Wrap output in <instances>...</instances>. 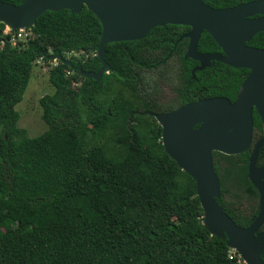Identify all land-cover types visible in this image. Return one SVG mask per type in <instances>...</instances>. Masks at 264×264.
<instances>
[{"label": "trees", "instance_id": "16d2710c", "mask_svg": "<svg viewBox=\"0 0 264 264\" xmlns=\"http://www.w3.org/2000/svg\"><path fill=\"white\" fill-rule=\"evenodd\" d=\"M4 28L0 23V264H233L225 239L203 225L194 180L164 150L151 113L170 108L145 88V75L178 55L182 105L196 100L197 88L201 97L233 100L246 70L213 62L192 75L197 62L183 57L187 39L178 40L189 27L166 24L142 39L104 44L109 72L96 82L63 58L70 54L84 71L101 67L95 53L102 28L86 7L44 12L15 44ZM248 44L264 48V32ZM198 50L220 49L204 32ZM53 55L62 58L48 68L54 92L39 99L47 130L29 137L14 107L33 65L42 59L48 66ZM253 124L258 135L256 114ZM247 156L213 154L216 200L243 227L258 211Z\"/></svg>", "mask_w": 264, "mask_h": 264}, {"label": "water", "instance_id": "95a60500", "mask_svg": "<svg viewBox=\"0 0 264 264\" xmlns=\"http://www.w3.org/2000/svg\"><path fill=\"white\" fill-rule=\"evenodd\" d=\"M90 10L101 24V37L95 56L98 72L84 71L80 64L66 63L86 78L99 81L109 72L104 44L138 40L151 29L166 24L188 26L180 36L188 38L185 58L198 61L203 69L211 60L249 70L236 99L211 97L184 104L169 112L151 113L161 127L165 152L195 182L196 196L203 210V225L211 235L225 239L247 264H264V168L254 165L258 141L251 156L248 177L259 194V210L251 223L240 226L216 199L220 185L213 166L212 152L226 155L245 151L253 131L252 109L264 121V48L247 45L264 31V0H252L230 7L215 8L206 0H23L19 5L0 0V23L10 30L30 29L46 11ZM207 32L221 54L197 50L198 40ZM52 59H60L53 55Z\"/></svg>", "mask_w": 264, "mask_h": 264}, {"label": "rangeland", "instance_id": "374dc122", "mask_svg": "<svg viewBox=\"0 0 264 264\" xmlns=\"http://www.w3.org/2000/svg\"><path fill=\"white\" fill-rule=\"evenodd\" d=\"M67 56H63L64 62ZM52 58H49L48 66L44 65L42 59H38L33 65L22 100L14 107L18 114L17 126L25 129L29 137L37 136L47 130V125L42 119L39 99L45 94L51 95L54 92V87L49 82L48 68L58 63ZM146 74L145 88L149 89L158 101L168 102L179 83L178 61L171 59L167 65Z\"/></svg>", "mask_w": 264, "mask_h": 264}, {"label": "flooded vegetation", "instance_id": "af4514ba", "mask_svg": "<svg viewBox=\"0 0 264 264\" xmlns=\"http://www.w3.org/2000/svg\"><path fill=\"white\" fill-rule=\"evenodd\" d=\"M189 30V29H188ZM187 30V31H188ZM187 31H185V32H183L182 34H184V33H186ZM205 32V31H204ZM203 32V33H204ZM264 32V31H263ZM207 33V32H206ZM181 34V35H182ZM208 34V33H207ZM202 35V34H201ZM209 35V34H208ZM210 36V35H209ZM201 37V36H200ZM211 37V36H210ZM184 38H186V37H184ZM187 39V45H188V38H186ZM211 39L213 40V38L211 37ZM178 40H180V37H179V39ZM199 40H200V38H199ZM199 40H198V42H199ZM214 41V40H213ZM251 41V40H250ZM215 42V41H214ZM216 43V42H215ZM187 45H186V48H185V51H184V58H185V53H186V50H187ZM217 45V44H216ZM247 45H249L248 43H247ZM218 46V45H217ZM249 46H252V45H249ZM253 47H256V46H253ZM218 48H219V46H218ZM257 48H259V47H257ZM220 49V48H219ZM197 50H198V43H197ZM199 51V50H198ZM199 52H202V51H199ZM202 53H216V54H221L222 53V50L220 49L218 52H202ZM171 59H176L177 61H178V79H179V83H180V69H181V62H180V60H179V57H178V55H176V54H172V53H170L169 54V56H168V60H167V63L165 64V65H167L168 64V62H169V60H171ZM186 59V58H185ZM189 59H191V58H189ZM61 60V59H60ZM197 62V64H196V66H194L193 68H192V70H191V73H192V75H194V71H199V70H204L205 68H208V67H210L212 64H213V62H219V61H215V60H211L210 62H209V66H206V67H204L203 69H198V67L200 66V63L198 62V61H196ZM222 63V62H221ZM224 64V63H223ZM165 65H163V66H165ZM226 65V64H225ZM229 67H231V66H229ZM232 68H234V67H232ZM158 69V68H157ZM235 69H245L246 70V74L243 76V80L241 81V83L244 81V79L247 77V75H248V73H249V70L248 69H246V68H235ZM178 83V84H179ZM241 83H240V85H241ZM240 85H239V87H240ZM177 87V86H176ZM175 87V89H174V94H173V96L171 97V99L168 101V102H160V101H158L156 98H155V100L157 101V102H159L160 104H163V106H164V108H170V110H164V111H162V112H169V111H172V110H174L175 108H177V107H180V106H182V105H184V104H182V105H178V93H177V88ZM239 87H238V90L236 91V94H235V98L233 99V100H231L230 98H228V97H226V96H222V95H220V96H208V97H201V95H202V91H201V89H198L197 88V92H196V100L195 101H198V100H201V99H205V98H211V97H225V98H227L230 102H233L235 99H236V97H237V94H238V91H239ZM192 102H194V101H192ZM190 103V102H189ZM187 104V103H186ZM170 106V107H169ZM162 112H153V113H162ZM254 114H256L257 115V117L259 118V120H260V123H261V131H260V133L258 134V135H255V128H254V124H253V131H252V137H251V141H250V144H249V146H248V148L245 150V151H243V152H247V154H248V156H247V173H246V176H247V178H248V180H249V182H250V179H249V177H248V170H249V164H250V160H251V156H252V154H253V152H254V150H255V147H256V144L258 143V141H260L261 139H263L264 138V121H262L261 120V118H260V116L258 115V113H257V110H256V108L255 107H253V109H252V121H253V115ZM215 152H219V151H213L212 152V159H213V154L215 153ZM243 152H241V153H243ZM219 153H221V152H219ZM221 154H223V153H221ZM240 154V153H239ZM223 155H225V156H232V155H226V154H223ZM233 155H237V154H233ZM254 165H255V167L256 168H264V143L263 144H261L259 147H258V149H257V151H256V155H255V162H254ZM213 166H214V162H213ZM215 169V168H214ZM216 172V171H215ZM218 177V176H217ZM218 180H219V178H218ZM261 180H262V182L264 183V177H261ZM251 183V182H250ZM252 184V183H251ZM253 185V184H252ZM254 187V186H253ZM255 188V187H254ZM256 189V188H255ZM258 192V191H257ZM258 210H259V194H258ZM257 213H258V211H257ZM264 225V224H263ZM263 225H262V227L260 228V230H262V229H264V227H263Z\"/></svg>", "mask_w": 264, "mask_h": 264}, {"label": "built area", "instance_id": "2783aa9c", "mask_svg": "<svg viewBox=\"0 0 264 264\" xmlns=\"http://www.w3.org/2000/svg\"><path fill=\"white\" fill-rule=\"evenodd\" d=\"M29 29H17V30H10L8 28H4V33H7V32H11L12 31V34H11V38H10V41L11 43L15 44L17 40H23L26 38V36L28 35V31ZM67 58L65 59V62L67 60H69L70 58V54H67ZM52 58V57H51ZM61 59V58H60ZM60 59H54L57 61L60 60ZM227 257L229 259H232L234 261L233 264H247L244 259L239 255V253L233 249V248H229L228 247V252H227Z\"/></svg>", "mask_w": 264, "mask_h": 264}]
</instances>
